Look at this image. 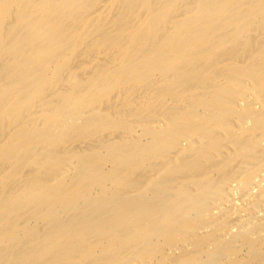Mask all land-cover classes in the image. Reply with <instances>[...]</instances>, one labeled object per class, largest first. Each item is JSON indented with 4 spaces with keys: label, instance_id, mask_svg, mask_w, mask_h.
Listing matches in <instances>:
<instances>
[{
    "label": "bare ground",
    "instance_id": "1",
    "mask_svg": "<svg viewBox=\"0 0 264 264\" xmlns=\"http://www.w3.org/2000/svg\"><path fill=\"white\" fill-rule=\"evenodd\" d=\"M0 264H264V0H0Z\"/></svg>",
    "mask_w": 264,
    "mask_h": 264
}]
</instances>
